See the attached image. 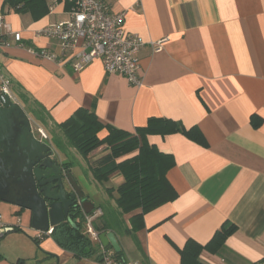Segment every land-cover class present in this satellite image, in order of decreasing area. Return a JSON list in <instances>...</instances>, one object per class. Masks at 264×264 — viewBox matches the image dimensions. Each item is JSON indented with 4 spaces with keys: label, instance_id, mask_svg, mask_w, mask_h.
<instances>
[{
    "label": "crops",
    "instance_id": "1",
    "mask_svg": "<svg viewBox=\"0 0 264 264\" xmlns=\"http://www.w3.org/2000/svg\"><path fill=\"white\" fill-rule=\"evenodd\" d=\"M100 1L113 13H126V30L147 43L139 54L141 85L107 73L100 60L74 71L70 64L36 57L33 51L44 49L62 55L56 41L38 33L69 18L64 0H50V12L40 20L15 13L0 0V17L22 35V44L11 39L10 48L0 52V65L12 81L14 100L21 105L17 93L22 92L36 108L46 111V126L31 120L47 133L48 140L42 142L54 149L65 170L73 149L62 153L67 141L57 126L79 109L94 113L104 126L132 135L151 119L200 131L205 145L183 133L147 136L149 145L174 159L167 179L177 198L147 213L143 228L131 235L124 230L132 229L130 219L141 210L123 217L124 229L111 232L121 246L122 262L182 264L179 251L187 241L205 246L226 225L234 229L223 250L219 254L203 251L202 264L264 261V0ZM160 41H165L163 49L155 52L150 43ZM253 116L260 119L258 128L252 124ZM108 135L104 129L99 137ZM109 155L105 145L88 158L82 157V167L90 175L87 183H98L91 168L103 165ZM76 163L82 165L80 159ZM72 164L69 170L90 201L92 193L74 175L76 164ZM123 183L119 172L112 174L104 183L111 186L102 192L106 206L97 208L90 201L95 209L84 214L86 227L91 218L98 238L95 225H100L104 213L116 209V190ZM17 209V214L25 211ZM3 221L19 231L0 241V264H102L105 247L87 229L84 233L97 250L78 257L63 249L51 234L38 238L30 220L25 226L19 218L15 224L4 217ZM36 238L39 244L33 241ZM105 249L116 253L111 247Z\"/></svg>",
    "mask_w": 264,
    "mask_h": 264
},
{
    "label": "trees",
    "instance_id": "2",
    "mask_svg": "<svg viewBox=\"0 0 264 264\" xmlns=\"http://www.w3.org/2000/svg\"><path fill=\"white\" fill-rule=\"evenodd\" d=\"M50 0H5L4 7L13 10L17 14H30L34 20H40L50 12ZM21 106L34 121L46 126L47 115L44 109L35 108L28 96L22 92L17 93ZM35 105V106H34ZM255 128L260 126V119L252 117ZM57 128L65 136L67 143L75 149L82 157L88 158L94 151L107 145L110 155L103 165L92 167L94 179L104 184L109 181L112 174L119 172L124 177V183L116 190L118 198L115 200L116 209L104 213L100 225H95V231L99 234L113 232L116 229H124L123 217L137 210L141 213L130 219L132 229H125L124 233L131 235L133 232L143 228L144 216L177 198V193L167 179L168 172L175 166L172 156L160 153L156 147L149 145L147 136L149 134L168 135L183 133L193 138L201 145H205L203 136L197 129L186 130L181 124L164 119H151L148 126L137 129V134L132 135L112 127L102 125L96 115L88 110L79 109L69 120L58 125ZM104 129L109 135L101 139L99 134ZM60 147V142L56 141ZM137 152L134 157L120 162L125 156ZM67 169L72 163L65 164ZM110 190V189H109ZM71 223L64 222L54 227L51 237L65 250L74 253L78 257H87L95 253L97 245L85 235L83 225L86 222L85 215L80 206L72 209ZM234 227L224 226L217 231L213 239L205 246L193 240L187 241L181 249L180 256L182 264H202L200 255L203 251L219 254L225 245L227 237L232 233ZM19 231L14 229V232ZM36 244L37 238L33 239ZM117 260L122 258V252L115 253Z\"/></svg>",
    "mask_w": 264,
    "mask_h": 264
},
{
    "label": "water",
    "instance_id": "3",
    "mask_svg": "<svg viewBox=\"0 0 264 264\" xmlns=\"http://www.w3.org/2000/svg\"><path fill=\"white\" fill-rule=\"evenodd\" d=\"M54 149L37 139L32 120L23 107L8 95L0 98V201L31 214L34 231L47 233L68 222L72 209L80 206L85 215L95 207L85 197L71 171L64 170ZM71 188V191L67 187ZM100 244L121 253L114 233H102Z\"/></svg>",
    "mask_w": 264,
    "mask_h": 264
},
{
    "label": "built area",
    "instance_id": "4",
    "mask_svg": "<svg viewBox=\"0 0 264 264\" xmlns=\"http://www.w3.org/2000/svg\"><path fill=\"white\" fill-rule=\"evenodd\" d=\"M68 4L67 20L41 29L39 36L56 41L62 55L48 50L33 51L36 57L54 61L59 65L70 64L74 71H81L96 60L103 63L105 71L125 77L129 83L140 86L139 54L146 42L138 35L128 32L125 28L126 13H113L100 0H64ZM11 39L22 44V35L11 30L0 17V52L10 48ZM165 41L151 42L155 52L163 49ZM23 47V45H20ZM8 95L13 98L12 81L0 65V98ZM34 132V130H33ZM40 141L48 140V135L41 128L37 129ZM35 134V133H34ZM38 139V138H37ZM92 219L88 218L87 234L98 241V235L92 228ZM14 227L4 223L0 214V241L5 235L14 232ZM38 232V238L52 234ZM102 264H142L139 261H119L112 251L102 248ZM264 264V261L256 263Z\"/></svg>",
    "mask_w": 264,
    "mask_h": 264
},
{
    "label": "rangeland",
    "instance_id": "5",
    "mask_svg": "<svg viewBox=\"0 0 264 264\" xmlns=\"http://www.w3.org/2000/svg\"><path fill=\"white\" fill-rule=\"evenodd\" d=\"M14 100V99H13ZM39 107V106H38ZM36 108V107H35ZM40 108V107H39ZM30 116V115H29ZM32 116H30L31 118ZM33 120V119H32ZM32 125H33V130H34V133H35V136L40 139V136L38 135L37 133V128L38 126L34 123V121H32ZM40 125V124H39ZM53 134H56V135H61V133L57 134V132H54ZM63 135V133H62ZM64 136V135H63ZM64 139L65 136L63 137ZM62 138V139H63ZM67 141V140H66ZM68 143H66L65 145L67 146H64L66 148L64 149H61L62 150V153L66 154V152L68 151H65L66 149H69L70 145L68 146L67 145ZM73 149V148H72ZM60 150V151H61ZM71 153L72 154H68L67 155V160L68 162L70 163H74L76 165L75 168V172H74V175L78 176L81 180V184H83V186H85L92 194H91V202L98 208V207H102V206H106L107 202L104 200V195L102 194L103 191H105V187H110L111 184H99V183H87L88 180H90V175H89V171H87V167H82L84 166L85 164L83 163V158L82 156L75 150H71ZM59 155V154H58ZM76 159H80L81 161V164L82 165H79L78 163H76ZM73 175V174H72ZM78 183V182H77ZM79 184V183H78ZM18 211V209L15 207V206H12L10 204H6V203H3L0 201V213L3 215L4 219L6 221H10L12 223H16V220L19 218L21 219V226H25L27 224H29V212L28 211H22L21 213L17 214L16 212ZM87 227H86V224L84 223L83 225V230L86 231Z\"/></svg>",
    "mask_w": 264,
    "mask_h": 264
},
{
    "label": "flooded vegetation",
    "instance_id": "6",
    "mask_svg": "<svg viewBox=\"0 0 264 264\" xmlns=\"http://www.w3.org/2000/svg\"><path fill=\"white\" fill-rule=\"evenodd\" d=\"M55 158V157H54ZM59 164V163H58ZM61 167H62V165L61 164H59ZM64 166V165H63ZM65 168H67L66 166H64ZM63 168V167H62ZM64 169V168H63ZM65 170V169H64ZM69 170V169H68ZM66 171H67V169H66Z\"/></svg>",
    "mask_w": 264,
    "mask_h": 264
}]
</instances>
